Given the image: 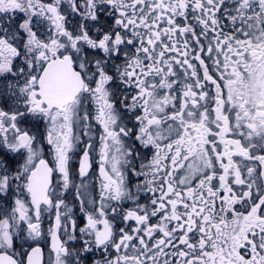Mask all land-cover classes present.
Wrapping results in <instances>:
<instances>
[{"label":"snow or ice","instance_id":"6c2138e0","mask_svg":"<svg viewBox=\"0 0 264 264\" xmlns=\"http://www.w3.org/2000/svg\"><path fill=\"white\" fill-rule=\"evenodd\" d=\"M0 264H264V0H0Z\"/></svg>","mask_w":264,"mask_h":264}]
</instances>
